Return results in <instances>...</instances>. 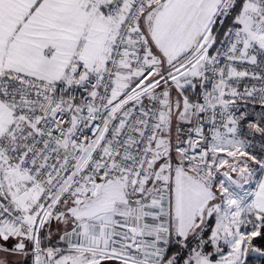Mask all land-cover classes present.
Listing matches in <instances>:
<instances>
[{
    "label": "snow or ice",
    "instance_id": "snow-or-ice-1",
    "mask_svg": "<svg viewBox=\"0 0 264 264\" xmlns=\"http://www.w3.org/2000/svg\"><path fill=\"white\" fill-rule=\"evenodd\" d=\"M257 238L264 0H0V264H246Z\"/></svg>",
    "mask_w": 264,
    "mask_h": 264
},
{
    "label": "trees",
    "instance_id": "trees-1",
    "mask_svg": "<svg viewBox=\"0 0 264 264\" xmlns=\"http://www.w3.org/2000/svg\"><path fill=\"white\" fill-rule=\"evenodd\" d=\"M259 149L257 148V151ZM255 243L258 247L264 248V241H261L260 238H257ZM246 264H264V255H261L259 253H253L249 252L247 258H246Z\"/></svg>",
    "mask_w": 264,
    "mask_h": 264
},
{
    "label": "rangeland",
    "instance_id": "rangeland-1",
    "mask_svg": "<svg viewBox=\"0 0 264 264\" xmlns=\"http://www.w3.org/2000/svg\"><path fill=\"white\" fill-rule=\"evenodd\" d=\"M53 227H54V229H55V223H54Z\"/></svg>",
    "mask_w": 264,
    "mask_h": 264
}]
</instances>
